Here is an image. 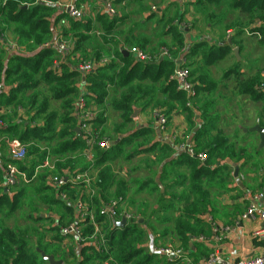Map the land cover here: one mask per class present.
Instances as JSON below:
<instances>
[{
	"label": "trees",
	"instance_id": "obj_1",
	"mask_svg": "<svg viewBox=\"0 0 264 264\" xmlns=\"http://www.w3.org/2000/svg\"><path fill=\"white\" fill-rule=\"evenodd\" d=\"M135 1L141 4L143 15L145 0H111V3L115 9L123 2ZM160 3L167 7L164 12L149 13L144 18L145 24L140 20L120 32L117 29L125 25L129 15L116 11L111 17L100 11L96 22L105 32L100 42L91 40L96 36L92 20L62 14L55 26L65 20L70 28H62L58 39L69 42L72 47L69 53H63L51 44L50 20L56 7L38 0H0V83L5 88L0 93V107L9 109L6 116H0L3 124L0 152L13 139L26 146L23 160L13 161L11 157L3 160L2 154L0 160L13 162L30 179L48 157L54 164L53 171L45 169L27 184L33 185L32 194L39 198L46 213H38L34 207L27 219L36 227L25 229L11 228L6 222L22 209V199L29 190L23 188L26 185L16 187L11 189L13 197H10V191L5 193L4 169L0 167V264H49L43 254L63 264H169L148 250V232H156L160 237L156 238L155 246L158 239L174 232L186 247L191 237L205 233L202 217L209 213L217 194L228 190L233 177L229 163H251L258 168L245 146L248 138L238 142L236 137L240 131L235 130L232 135L228 131L250 128L244 127L249 120L237 123L236 113H233V109L239 107L246 109L241 103L244 98L261 104L262 111L256 116L264 124L260 118L264 115V67L255 66L257 69L248 74L241 70L244 35L260 32L258 44L264 47V0H160ZM149 22L156 25L153 33L160 31L155 39L144 32L134 34L137 28L146 27ZM259 22L261 26H257ZM208 29L221 33L216 44L206 39L195 42L187 39V30H197L202 36ZM5 35H11L21 50L9 60L2 47ZM167 37L172 40V48L165 40ZM162 48L171 53L173 60L142 62L130 53L128 57L123 54L137 49L154 55ZM233 48H239L240 61ZM227 55H232L236 62L216 79L207 68L216 66ZM104 56L114 59L97 66L91 73L78 70L83 62L98 64ZM181 56L188 61L189 77L196 90V96L191 99L179 91L177 83L171 79L176 67L174 60ZM88 58L92 59L85 60ZM232 76H235L234 81L230 79ZM81 100L97 108L98 133L112 143L108 151L98 146L94 150V197L84 183L68 182L60 190L50 183L52 176H73L86 172L92 165L85 157L83 138L75 132L79 127L77 113ZM135 109L158 111L168 122L176 114H184L190 130L187 143L198 153H204L207 161L202 163L183 152L173 159L172 145L151 141L152 129H135L132 118ZM110 112L117 114L118 119L112 123V134L108 133L109 119L105 117ZM131 144L133 149L129 151L126 148ZM257 147L254 153L259 155L261 150ZM155 152L157 155L149 156ZM141 156L142 160L133 165L127 178L114 172L113 162L131 163ZM186 167L188 171L183 170ZM160 169L163 193L156 181ZM139 172L145 175L135 177ZM131 189L135 195L144 191L150 196L157 194L158 202L150 215L146 210L148 202L140 203L132 213L127 203L124 209L136 220L119 229L102 217L100 211L111 201L119 205L126 203ZM80 201L93 204L95 224L89 217L79 221L74 205ZM34 213L38 214L34 216ZM157 214L159 217L152 219ZM74 223L81 227V237L87 238L86 241L79 242L76 237L61 234L63 228ZM96 227L105 238V246L99 249L97 241L90 243Z\"/></svg>",
	"mask_w": 264,
	"mask_h": 264
},
{
	"label": "built area",
	"instance_id": "obj_2",
	"mask_svg": "<svg viewBox=\"0 0 264 264\" xmlns=\"http://www.w3.org/2000/svg\"><path fill=\"white\" fill-rule=\"evenodd\" d=\"M39 3L54 6L57 8V10L60 9H68V15L74 19L81 20L86 15L80 9L76 3L75 0H69L67 2L57 3L53 0H38ZM101 7L104 12L109 14L111 17L115 16L116 10L114 9L111 0H100ZM155 10V8H153ZM262 23H257V26H261ZM247 34L255 35L258 39H261V33L255 32L250 33L247 32ZM5 38V36H4ZM3 40V39H2ZM3 43L8 47V50L12 52H17L19 50V47L16 45V43H13L12 41L3 40ZM56 48H58L63 53H69L72 49L71 44L69 42L65 41H59L57 39L56 43L54 44ZM127 51V50H126ZM128 53L135 56V58L138 61L142 62H157L159 60L167 59V60H173V57L171 53L165 48H162L158 54L154 55H148L140 50L132 49L130 51H127ZM184 52V51H183ZM112 59L111 57L104 56L100 60V62L97 64L93 61H86L79 65L78 70L82 73H91L94 72L95 68L97 66H104L108 64ZM176 63L175 71L172 76V80L177 83V89L181 92H184L187 96V98L191 99L196 96V90L193 86L192 81L189 77V70L187 67L188 61L186 57L181 56L180 58L174 60ZM5 90L2 83H0V93H3ZM189 107H192V105L188 104ZM98 110L97 108L93 109L87 105V102L81 100L78 105V113L77 116L79 118V129L81 131V137L84 140L85 143V157L86 159L92 163L90 166V169L83 173H78L73 176H60L55 175L50 178V183L55 187L56 190L62 189L64 185H66L68 182L70 183H84L85 187H87L88 192L90 193L91 197L96 196V190L92 188L93 184V178H92V172L94 171V154H95V148L98 146L100 148H103L105 150H110L112 143L107 139L106 137H100L98 130H97V118ZM107 114L105 115V117ZM152 117L159 129V132L164 135L165 139L171 143L175 147V149L179 152L187 153V155L191 157H195L199 159L202 163H205L207 161V156L204 153H198L194 146L188 145L186 142H181L179 140V135L177 134H167L168 133V119L161 115L160 112L156 111L152 113ZM134 121L139 120V116L137 115L135 118H133ZM256 125H259L260 127L264 128V124H262L260 119L256 120ZM3 126L2 123H0V127ZM103 128V127H102ZM182 143V144H180ZM10 146V154L11 159L13 161H20L23 160L26 154V146L21 143L19 140L13 139L9 143ZM0 167H3L4 169V176H5V187L7 189V192L11 191V189H15L19 186H24L30 183V181L35 179V175L43 170H54V164L53 159L51 157H48L44 164L41 167L37 168L36 174L32 179L29 178L28 174L26 172H23L18 168L17 165H15L13 162H4L0 160ZM122 175L127 178L128 171L124 170L122 171ZM64 198V195L61 196V198ZM262 199H264V192L254 196L253 202L250 204L249 208L247 209V212L242 216L243 220H260L262 222V225L254 232L255 238L261 243V251L250 257V258H244L239 259L237 261L228 260L223 255L222 252L219 249H213V251L209 254L208 258L206 259L204 264H264V209L262 207H259L258 202H260ZM93 204H87L84 202H77L74 205V208L76 210V215L79 219V221L85 220L87 217L91 220L92 223L95 224V218H94V211L91 210ZM120 209V210H119ZM100 214L102 217H104L107 221L112 222L115 224L120 222L123 219H126L127 225L129 223L135 222L136 218L133 217L132 214L127 212L124 209V202H121L120 205L116 201H111L107 206L103 207L100 211ZM118 228V227H117ZM234 230L233 227H219L214 226L213 228V234L216 239V241H223L226 236ZM61 234L65 237L73 236L78 239L79 242L86 241L87 238L81 237V227L78 224H71L61 230ZM100 236V239L98 240L97 237ZM92 245L94 241H97L96 247L99 249L100 247L105 246V238L102 234L99 227H96L94 235L90 238ZM152 253L156 255H160L161 258L166 259L169 264H182V263H190V259L187 256L186 251L182 247L174 246V245H167V246H156L152 248ZM108 264V263H105Z\"/></svg>",
	"mask_w": 264,
	"mask_h": 264
},
{
	"label": "crops",
	"instance_id": "obj_3",
	"mask_svg": "<svg viewBox=\"0 0 264 264\" xmlns=\"http://www.w3.org/2000/svg\"><path fill=\"white\" fill-rule=\"evenodd\" d=\"M75 1L77 2L78 7L82 9V11L85 13L87 19L92 20L93 25L95 27L96 26L98 27V23L96 22V16L100 11H103L100 0H84V1L75 0ZM139 5L141 6L140 3ZM136 6H137V3L135 1L131 3L123 2L118 7L121 8V11H124L127 15H129L130 13L129 10H133L134 8H136ZM166 8H167L166 6L162 5L160 11L164 12ZM127 11H129V13ZM141 13L142 11L140 9L136 13H133V15L134 16L137 15V17L142 18L141 19V21L143 22L142 24H145L146 22L144 18H147L146 16H148L149 13L145 11L143 12L144 13L143 15ZM153 24L154 23H152L151 28H150V34H153L154 27L156 26ZM125 25H126V22H125ZM64 27L67 29L70 28L69 23L65 22V20H62L61 22H58V24H56L55 30L57 32L58 37L59 35H61L62 28ZM127 29H130V27H127ZM146 30H147V25L146 27L137 28L134 34L139 35L140 33L144 32L147 36H151L152 38H154V36L150 35L149 32ZM94 33L96 32L94 31ZM186 33H187V39H189V41L191 42L206 39L207 41L210 42V44H216L218 41L220 32L218 33V31H216L215 33V32H211L208 29L207 31H204V35L202 36L199 35L197 30H195L194 32L188 31ZM89 35H92V33H90ZM188 35L190 36L188 37ZM251 36H255V35H250L246 33L243 38L245 40V38L249 39ZM4 39L5 40L9 39L13 43H15L11 35H5V38L3 37V40ZM3 40H2V44H3L2 47L5 50V55L7 56V60H9L11 56L19 54L21 52L20 49L17 52H12L8 50V47L3 43ZM258 40L259 39L257 38V41ZM91 42L92 41L90 40L87 46H90ZM234 49L235 48H233V52H234ZM227 58H233V57L231 55ZM248 66L247 68L243 66L242 71L244 74H248L251 71H255L254 65L248 64ZM8 112H9V109L5 107H0V116H6ZM145 112L147 113H142L140 110L138 114L139 120L133 121L134 122L133 126L135 127V129H140L139 127H142V128L146 127V128L152 129L151 130L152 134L149 135L151 137V141L159 142L163 144L167 143L171 145V143H169L165 139L164 135L159 132V129L152 117V110H148ZM108 116H109V113H107L106 118H108ZM196 125H197L196 130H198L199 125L198 124ZM188 129H189V125L187 123L186 116L184 114H176L169 121L167 134L168 135L177 134L179 135L180 141L187 143L189 140V133L187 134ZM1 140L2 138H0V142ZM259 144H260V141H259ZM1 154H2L3 160L10 158L11 157L10 146L8 145L7 147H3L2 152H0V155ZM153 155L154 156L157 155V152H155V154L151 153L149 156L152 157ZM181 155L182 153L175 149V154L173 156V159L178 158ZM135 159H138L140 162L142 160V156L136 157ZM229 164L232 168L233 177L228 186V190L217 194V198L215 197V199L213 200V204L210 207L209 213L205 214L202 217L205 223V227H206L205 233L195 236V237H191V240L189 241L186 247L177 238V236L174 235V232H170L168 236L162 239H158L157 241L156 246H159V245L162 246V244L165 243V245L169 244V245L182 247L186 251L189 259L191 260L190 263H182V264H204L209 254L213 251V249H219L222 252V255L226 259L231 260V261L233 260L237 261L239 259L250 258L258 254L261 251L260 247L262 245L255 238L254 232L262 225V222L258 219L255 221H252L250 219L243 220L242 216L247 212V209L249 208L250 204L253 202L254 196L259 195L264 192V168H261L262 169L260 171L261 173L258 175V173L255 170L258 168L252 167L251 163L245 164L244 162H240L238 164H235V163H229ZM237 168L239 169V172H238V176L235 177L234 174ZM183 170L188 171V167L183 168ZM114 172L122 175V172H120L119 170L117 171L114 170ZM4 184L5 183L3 181V186H5ZM9 193H10V197H13L11 194V191ZM258 205L259 207H262L264 209V199L258 202ZM177 207L178 205L176 206V208ZM43 217H45V215H43ZM157 217H159L158 214L154 216L152 219H157ZM214 226L233 227L234 230L230 232L223 241H216L214 234H213ZM157 229L159 230V227H157ZM156 238H160L156 234V232H154V234L151 232H148L147 246L150 252L152 251L153 247H156L155 246ZM54 259L56 261H61L56 258ZM61 262L63 264V261Z\"/></svg>",
	"mask_w": 264,
	"mask_h": 264
},
{
	"label": "rangeland",
	"instance_id": "obj_4",
	"mask_svg": "<svg viewBox=\"0 0 264 264\" xmlns=\"http://www.w3.org/2000/svg\"><path fill=\"white\" fill-rule=\"evenodd\" d=\"M137 6L136 8H134L133 10H129L127 11L129 13V17L126 20V25L122 26L120 28H118V32L127 29V27H130L133 23H136L137 21H140L142 18L137 17L133 15V13H136L137 11H139L141 9L142 11V7L139 5V3L136 1ZM133 4V3H132ZM131 4V6H132ZM144 6H145V12L151 13H157L159 14V12H161V3L160 0H145L144 2ZM130 7V6H129ZM153 8H155V10H153ZM116 11L121 13V8L116 6L115 7ZM172 11V15H174V10ZM188 11H193L192 8H188ZM99 12V10H98ZM84 18L87 19V17L85 16ZM154 22H149L147 24V30L150 34V28L151 25ZM155 25V24H153ZM133 26V25H132ZM99 27V26H98ZM97 26L94 28L95 29V37H92V41H99L101 40L102 37H104L105 35L103 33H105L103 30H101L100 28H98ZM126 27V28H125ZM156 27V26H155ZM154 27V28H155ZM158 29L160 26H157ZM97 28V29H96ZM116 32V31H115ZM114 33V32H113ZM160 33V31L157 30L156 33L150 34L152 36H154L156 38V35ZM116 35V34H115ZM151 38V36H150ZM154 38V39H155ZM167 41V43L169 44L170 48L173 47L172 45V40L170 37H167L165 39ZM100 42V41H99ZM156 40L154 41V45H155ZM157 43V42H156ZM229 57V55L226 56L225 60L218 62V64L214 67H210L207 68L210 69L211 74L216 78V79H220L222 77V74L224 71L228 70L236 61L234 58H227ZM242 57L244 58L243 62L241 63V70L243 68V66L245 68H247L248 64L250 65H254L256 67H264V48L260 47L258 45V41H257V37L255 36H251L249 39L248 38H243V53H242ZM92 59V58H90ZM85 59V60H90ZM247 65V66H246ZM257 68H254V70H256ZM248 70V69H247ZM231 81L235 80V76L230 78ZM222 91V93H227L224 90H220ZM241 103H243L246 107V109H244L243 107H239L238 109H233V113H236V121L237 123L239 122V120H249L248 122H246L244 124V127L246 128H252L255 124V121L257 120V118H259V116L257 117V113L258 111H262V108L260 107L261 104L257 103L254 104L253 102H251L248 98H244L241 100ZM150 112V111H149ZM142 113H147V112H142ZM237 114L240 116H237ZM262 116V115H261ZM261 119L264 120V115L262 117H260ZM109 119V123L107 124V128H108V133H111V128H112V123L114 121H118L117 119V114L113 113H109L108 116ZM243 127V126H241ZM244 129H239V128H235V129H231L229 130V134L232 135L235 130L240 131L236 137L237 141L240 142L242 139H246V143L245 146L248 148L249 153H250V157H254L255 159V163H257L258 169H255L256 172L258 173V175L261 173L260 171L262 170V165H264V148L261 150V153L259 155H256L254 153V147L259 146V138L258 135H256V133H251V132H244ZM196 131V130H195ZM194 131V132H195ZM190 132V130L188 129L187 134ZM135 141H139V140H135ZM137 143V142H136ZM182 144V143H180ZM127 150H132L133 149V145H129L127 148ZM139 162L138 159H134L131 163H125L123 160H119L116 162L112 163V167L113 170H119L120 172L124 171L125 169L128 171V175H130V171L131 168H133V165H137V163ZM252 166V165H251ZM254 167V166H253ZM145 174L141 175V172L136 173L134 176L135 177H140L142 178ZM260 178V177H259ZM33 185H26L23 188H26V190H29V194H27L23 199H22V209L18 212H16L11 218H9L7 220V225L11 228H19V229H25L26 227H36V224L30 222L27 217L33 213V208L39 210L38 213L43 212L46 213V211L44 210V205H41L39 202V198L37 196H35L34 194H32V188ZM158 202V195H148L147 192H143L141 194L135 195L134 190L131 189L129 195H127V199H126V203L124 202V208L126 206L127 203H129L131 205L130 207V212L132 213L133 210L136 211L134 208H136L140 203H147L149 204V206L147 207V213L149 211V215L152 213L151 210H153V208L156 207ZM132 203V204H131ZM38 213H34L33 215L36 216ZM38 225V224H37ZM169 244L164 243V246H167ZM161 246V245H159ZM163 246V245H162Z\"/></svg>",
	"mask_w": 264,
	"mask_h": 264
},
{
	"label": "water",
	"instance_id": "obj_5",
	"mask_svg": "<svg viewBox=\"0 0 264 264\" xmlns=\"http://www.w3.org/2000/svg\"><path fill=\"white\" fill-rule=\"evenodd\" d=\"M25 8H27V7H25ZM68 12H69L68 9H65V8L64 9H60V10H57L55 12V14L52 16V18L50 20V31L52 33L51 44H55L57 39H58V35H57L56 30H55L56 19L59 16H61L62 14H68ZM186 32H188V31H186ZM189 36L190 35H188V37ZM234 53H235V56H236L237 60L240 61L239 48H235L234 49ZM123 54H124L125 57L129 56V53L127 51H124ZM139 112H140L139 109H135V111H134V113L132 115V118H135L139 114ZM139 128H142V127H139ZM75 132L78 134L79 137H81V131H80L79 128H76ZM244 132L256 133L259 136V139H260V144L257 147L258 151L262 150L264 148V128L263 127H260L259 125H255L252 128L245 129ZM119 141H117L116 143H118ZM238 172H239V169L237 168L236 172L234 174L235 177L238 176ZM161 174H162V169H160L159 174L156 177V181H157L159 187L161 188V191L164 192L163 185L161 184V181H160ZM6 192H7V189H5V193ZM143 222H144L143 219H141L139 221L140 224H142ZM126 225H127V221H126V219H123V220H121L120 222H118L116 224V227H118L119 229H123ZM43 259L45 261H47L49 264H62L61 261H56L52 256H46L45 254H43Z\"/></svg>",
	"mask_w": 264,
	"mask_h": 264
}]
</instances>
